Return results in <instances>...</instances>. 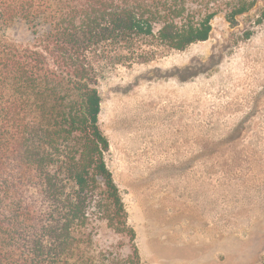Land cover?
Here are the masks:
<instances>
[{
    "label": "trees",
    "instance_id": "16d2710c",
    "mask_svg": "<svg viewBox=\"0 0 264 264\" xmlns=\"http://www.w3.org/2000/svg\"><path fill=\"white\" fill-rule=\"evenodd\" d=\"M259 2L0 0V264H99L85 249L102 221L142 264L105 161L98 83L205 42L219 15L235 27Z\"/></svg>",
    "mask_w": 264,
    "mask_h": 264
},
{
    "label": "rangeland",
    "instance_id": "374dc122",
    "mask_svg": "<svg viewBox=\"0 0 264 264\" xmlns=\"http://www.w3.org/2000/svg\"><path fill=\"white\" fill-rule=\"evenodd\" d=\"M263 10L259 2L235 27L219 15L205 42L98 83L105 161L142 264L264 256ZM22 34L15 26L10 37ZM85 251L99 264H135L128 238L103 221Z\"/></svg>",
    "mask_w": 264,
    "mask_h": 264
}]
</instances>
